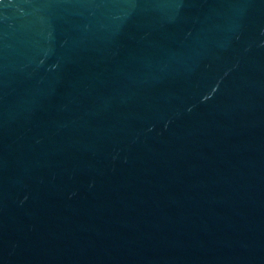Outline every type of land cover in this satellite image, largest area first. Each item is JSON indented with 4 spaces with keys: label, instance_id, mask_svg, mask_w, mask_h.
I'll return each instance as SVG.
<instances>
[{
    "label": "water",
    "instance_id": "water-1",
    "mask_svg": "<svg viewBox=\"0 0 264 264\" xmlns=\"http://www.w3.org/2000/svg\"><path fill=\"white\" fill-rule=\"evenodd\" d=\"M0 264H264V0H0Z\"/></svg>",
    "mask_w": 264,
    "mask_h": 264
}]
</instances>
